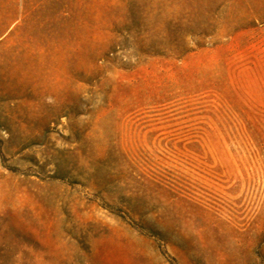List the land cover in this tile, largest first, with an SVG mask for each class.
Returning <instances> with one entry per match:
<instances>
[{"label": "rangeland", "instance_id": "1", "mask_svg": "<svg viewBox=\"0 0 264 264\" xmlns=\"http://www.w3.org/2000/svg\"><path fill=\"white\" fill-rule=\"evenodd\" d=\"M0 264H264V0H0Z\"/></svg>", "mask_w": 264, "mask_h": 264}]
</instances>
